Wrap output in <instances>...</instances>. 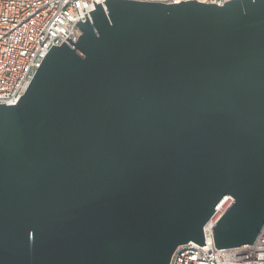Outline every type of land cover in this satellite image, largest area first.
Instances as JSON below:
<instances>
[{
    "label": "water",
    "instance_id": "obj_1",
    "mask_svg": "<svg viewBox=\"0 0 264 264\" xmlns=\"http://www.w3.org/2000/svg\"><path fill=\"white\" fill-rule=\"evenodd\" d=\"M0 105V264H169L264 223V0H105Z\"/></svg>",
    "mask_w": 264,
    "mask_h": 264
},
{
    "label": "built area",
    "instance_id": "obj_2",
    "mask_svg": "<svg viewBox=\"0 0 264 264\" xmlns=\"http://www.w3.org/2000/svg\"><path fill=\"white\" fill-rule=\"evenodd\" d=\"M178 4L192 0H148ZM198 3L223 6L231 0H195ZM105 0H0V105L14 106L24 95L42 59L52 46L75 43L93 5ZM226 198L204 227L205 246L181 245L169 264H264V223L252 245L217 250L212 228L231 206Z\"/></svg>",
    "mask_w": 264,
    "mask_h": 264
}]
</instances>
